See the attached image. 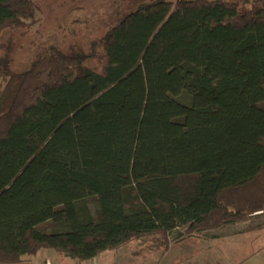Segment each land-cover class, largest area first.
<instances>
[{"label":"trees","instance_id":"1","mask_svg":"<svg viewBox=\"0 0 264 264\" xmlns=\"http://www.w3.org/2000/svg\"><path fill=\"white\" fill-rule=\"evenodd\" d=\"M239 1L143 3L18 73L1 37L40 10L0 0V264L264 218V0Z\"/></svg>","mask_w":264,"mask_h":264},{"label":"rangeland","instance_id":"2","mask_svg":"<svg viewBox=\"0 0 264 264\" xmlns=\"http://www.w3.org/2000/svg\"><path fill=\"white\" fill-rule=\"evenodd\" d=\"M153 1L33 0L40 10L36 18L41 20L40 25L29 31L6 32L1 42L13 51L15 71L27 72L43 48L63 49L75 41L90 47L94 40L103 38L118 18ZM212 236L218 238L211 239ZM204 237L190 238L172 244L167 252L151 254L150 239L133 241L102 254L94 264H264V218L208 232ZM42 256L55 259L54 264H73L55 251L42 250L37 258Z\"/></svg>","mask_w":264,"mask_h":264},{"label":"crops","instance_id":"3","mask_svg":"<svg viewBox=\"0 0 264 264\" xmlns=\"http://www.w3.org/2000/svg\"><path fill=\"white\" fill-rule=\"evenodd\" d=\"M39 254H40V253H39ZM39 254H38V255H39ZM38 255H37L36 257H33L32 259H30V258H25V259L23 260V262L20 263V264H54V263H55V259L51 258L50 256H42V257H44V258L42 259V257L37 258ZM35 258H37V261H34ZM97 259H98V258H97ZM97 259H95V260L92 261V262H89L88 264H94V263L97 261ZM56 260H57V259H56ZM72 262H73V264H80V263L75 262V261H72Z\"/></svg>","mask_w":264,"mask_h":264}]
</instances>
